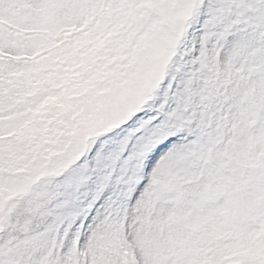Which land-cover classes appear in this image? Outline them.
Masks as SVG:
<instances>
[{
	"label": "snow or ice",
	"instance_id": "snow-or-ice-1",
	"mask_svg": "<svg viewBox=\"0 0 264 264\" xmlns=\"http://www.w3.org/2000/svg\"><path fill=\"white\" fill-rule=\"evenodd\" d=\"M0 264H264V0H0Z\"/></svg>",
	"mask_w": 264,
	"mask_h": 264
}]
</instances>
